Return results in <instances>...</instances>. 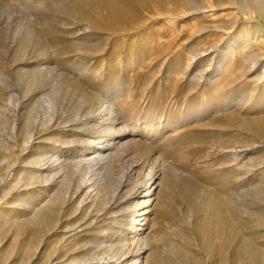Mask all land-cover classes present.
Here are the masks:
<instances>
[{"label":"rangeland","instance_id":"374dc122","mask_svg":"<svg viewBox=\"0 0 264 264\" xmlns=\"http://www.w3.org/2000/svg\"><path fill=\"white\" fill-rule=\"evenodd\" d=\"M0 264H264V9L0 0Z\"/></svg>","mask_w":264,"mask_h":264},{"label":"bare ground","instance_id":"6f19581e","mask_svg":"<svg viewBox=\"0 0 264 264\" xmlns=\"http://www.w3.org/2000/svg\"><path fill=\"white\" fill-rule=\"evenodd\" d=\"M251 2L253 3V5H254V7H256V8H259L260 7V9L261 8H263L264 9V4L260 1V0H251ZM194 9V8H193ZM194 10H200V9H197V8H195ZM58 92V91H57ZM49 97V96H48ZM44 98H46V97H44ZM43 100H45V99H43ZM49 100V99H48ZM41 102H42V100H41ZM53 102V101H52ZM51 102V100H49L48 101V106L46 107H43L44 108V111H45V116H43V117H40L39 115H36L35 117V120L33 121V122H31L30 123V125L28 126L29 127V130H27V133H26V135L24 136V138H23V142H22V146H21V151H26L27 149H28V147H29V145L31 144V142H33L34 141V139H35V136H36V134L39 132V131H41L42 129H44V128H47V127H49L50 125H51V123L52 122H62V123H64V124H69V123H84V125H86L89 121L87 120V116H89V115H92L93 113H94V111L95 110H97V109H99L100 108V105L99 106H97L96 107V104L98 105V104H102V102L101 101H99L100 103H96V104H89V102L88 101H85V103H83V105L84 104H86V107H87V109H86V113H84L85 115H83V116H81L80 114H77V115H75L73 118H68V117H66V116H63V115H59L57 112H56V114H52V115H48V112H51V111H53L54 109H55V106L53 105V103ZM104 104V103H103ZM81 107V106H80ZM79 107V108H80ZM78 108V109H79ZM64 109V108H63ZM77 109V110H78ZM83 109V108H82ZM85 109V108H84ZM84 109H83V111H84ZM58 110V109H57ZM78 112H80V111H78ZM85 112V111H84ZM97 113V112H96ZM50 114V113H49ZM108 114V113H107ZM110 114V113H109ZM82 117H85L84 119H85V121L84 122H82L81 121V118ZM109 118V117H108ZM106 120H107V118H106ZM110 124V126H112L113 127V125H114V120H110V122H109ZM13 131V130H12ZM43 134V133H42ZM64 143V142H63ZM106 145L104 146V147H102V148H105L106 150H108V149H110L111 148V146L113 145V144H111V143H109V141H106ZM87 154H89V153H85L84 155L82 154L81 156L82 157H85V156H87ZM91 154H92V157H90V158H88V159H82V161H79L80 163V165L81 164H86V165H88V164H90V163H94V164H96V165H99V164H101L102 162H104V163H106L107 161H109L110 159H111V157L110 156H105V155H102V152H100L99 150H92V152H91ZM37 157V156H36ZM39 157V156H38ZM48 157H50V156H48ZM46 160H48L49 162H50V165L49 166H47L46 168H45V172L46 173H48V172H52V170H53V168L55 167V166H61V165H63L64 164V162L65 161H62V160H60V157H58V156H54V157H50L49 159L48 158H45V157H43L42 159H38V160H36V161H33V165H34V167H36L37 168V171H35V172H37L38 173V175L39 176H37V177H35L34 178V180H35V182H39V181H41V182H50L51 180H48L47 178H46V176H43V173H45V172H42L41 170H39V164L41 165V163L43 162V161H46ZM48 163V162H47ZM47 163H45L43 166H45V165H47ZM82 167V166H81ZM36 168H34V169H36ZM59 168H61V167H59ZM35 172H33V173H35ZM36 174V173H35ZM54 176V175H53ZM31 178V180H33V177L31 176L30 177ZM34 182V181H33ZM55 182V181H54ZM84 182V181H83ZM32 184V183H31ZM51 185L50 186H53V184H52V182L50 183ZM84 185V184H83ZM82 186V185H81ZM80 188V187H79ZM85 188H87V189H90V188H92V186H87V187H85ZM80 191V190H79ZM97 197V193H96V195H95V198ZM54 202V200L50 203V204H52ZM53 207V206H52ZM48 210V213L46 214V216H43V222L45 223V225H47V226H50V224H51V221L53 220V217H54V213L55 212H53L51 209H47ZM53 212V213H52ZM140 214V213H139ZM43 215V214H42ZM41 218V217H40ZM36 219H37V217H35L34 219H32V223L33 224H35V222H36ZM42 223V222H41ZM143 242V241H142ZM145 243V242H144ZM142 244V243H141ZM143 245V244H142ZM144 245H146V248L148 247L147 246V244L145 243ZM143 245V246H144Z\"/></svg>","mask_w":264,"mask_h":264}]
</instances>
